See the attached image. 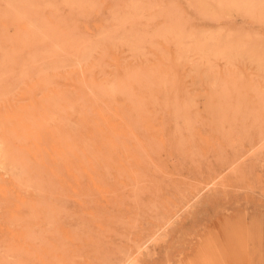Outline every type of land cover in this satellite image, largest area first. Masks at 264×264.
Masks as SVG:
<instances>
[{"label":"rangeland","instance_id":"1","mask_svg":"<svg viewBox=\"0 0 264 264\" xmlns=\"http://www.w3.org/2000/svg\"><path fill=\"white\" fill-rule=\"evenodd\" d=\"M0 264H264V0H0Z\"/></svg>","mask_w":264,"mask_h":264}]
</instances>
